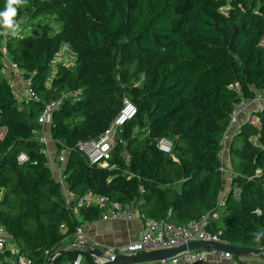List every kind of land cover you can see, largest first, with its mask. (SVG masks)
Returning a JSON list of instances; mask_svg holds the SVG:
<instances>
[{
	"label": "trees",
	"instance_id": "trees-1",
	"mask_svg": "<svg viewBox=\"0 0 264 264\" xmlns=\"http://www.w3.org/2000/svg\"><path fill=\"white\" fill-rule=\"evenodd\" d=\"M6 4L0 0V11ZM49 16L60 21L58 31ZM14 19L16 35L0 26L5 46L37 97L19 98L0 57V226L18 247L7 246L0 264L21 257L47 264L75 243L77 228L107 210L79 205L87 194L138 204L177 225L211 212L208 229L222 241L264 248V237L255 239L264 231V106L230 140L233 173L220 202L221 141L233 106L264 93V0H27ZM64 43L77 56L53 66ZM126 98L135 117L119 130L109 165L91 163L79 142L100 137ZM55 100L61 105L47 133L57 154L66 151L64 183L77 196L69 205L39 139V118ZM163 137L173 140L172 154L159 149ZM79 252L52 264H69ZM84 254L85 264H98Z\"/></svg>",
	"mask_w": 264,
	"mask_h": 264
},
{
	"label": "built area",
	"instance_id": "built-area-1",
	"mask_svg": "<svg viewBox=\"0 0 264 264\" xmlns=\"http://www.w3.org/2000/svg\"><path fill=\"white\" fill-rule=\"evenodd\" d=\"M5 32L0 28V37L3 36L2 39L3 46L1 47V55L2 60L4 61L3 72L9 78V74L16 75L20 78L22 84V98L29 100L31 98H36V94L31 88V81L24 77L23 70L17 65V63L13 62L9 58L8 49L5 46ZM253 100H241L236 102L233 106V109L230 114V121L228 128L224 134V137L221 141L222 148L220 150V155L223 161L222 170L224 172L225 179L227 180L225 189L221 193L220 202L223 203V200L229 189V180L233 171L230 167L226 166L225 156L227 152L228 146V136L230 134V130L235 122H237L240 116H247L249 118V114L251 111L250 102ZM260 101V100H259ZM261 104V103H260ZM61 100H55L47 104L45 110L42 112L39 121L43 124V128L41 130L39 139L46 144V147L43 149L49 157V162L51 166L56 168L58 173V177L60 181L63 183L64 192L67 198V204L69 205L72 200L77 198V196L73 195L69 190L66 183H64V176L62 174L63 166L59 164H55V160L52 156L51 150L48 147V143L50 142L49 136L47 134V126L51 123L52 113L53 111L60 107ZM263 106L260 105L259 108ZM137 113L136 105L128 98L124 101V106L121 109L120 113L114 119L112 124L108 129L98 138L90 139L87 141L79 142V149L85 153L88 160L91 163H97L101 166H108L109 161L112 158L113 149L117 144L118 140V132L119 130L131 119L135 117ZM159 149L167 154L173 153V140L169 137H163L158 141ZM62 159L66 160V155L64 153L61 154ZM29 160V156L26 152H21L18 156L19 163H25ZM239 190H237V194ZM79 205L85 204H95L101 207L107 206V210L103 215L99 218V220H111L121 218L126 221H131L134 219H139L143 223V229L139 234V237L135 241L128 242L126 245L117 248L115 246H105L104 248L99 247L97 241L93 238L84 237L83 226L77 228L75 232V243L73 246H78L80 248H100L108 258H112L118 254H138L144 251L151 250H159V249H168L173 247H179L181 245L189 244L191 242L197 241H211V242H222L218 234L210 231L208 229L210 220L213 216V213L209 212L202 216L199 219H194L189 221L187 224L177 225L167 218L164 219H155L146 216L139 209L138 204L132 205H124L117 201H110L109 198L105 196H94L92 194H87L84 197H81L78 201ZM98 221V220H96ZM64 228V226H62ZM7 246L15 253H18V247L10 241V237L6 233V230L0 226V255L6 252ZM72 246V247H73ZM67 249V248H65ZM58 254L53 257L52 262L56 258ZM94 257V260L98 264H105L109 259L99 257L95 254H91ZM210 256L212 258H218V264H226L231 260H238L237 256H235L230 251H208L205 249H197V250H186L183 251L173 257H169L166 259L160 260H151L145 262L144 264H206L209 261ZM51 257V255H50ZM48 258V260L50 259ZM86 256L84 252H79L75 259L69 264H85ZM183 262V263H181ZM225 262V263H222ZM21 264L28 263V260L25 257L20 258Z\"/></svg>",
	"mask_w": 264,
	"mask_h": 264
},
{
	"label": "water",
	"instance_id": "water-1",
	"mask_svg": "<svg viewBox=\"0 0 264 264\" xmlns=\"http://www.w3.org/2000/svg\"><path fill=\"white\" fill-rule=\"evenodd\" d=\"M197 250V249H205L208 251H230L235 256H249L253 254H261L264 253V248H251V247H243L237 246L229 243L222 242H211V241H197L191 242L189 244L181 245L179 247H173L168 249H159V250H151L144 251L138 254L128 255V254H118L112 258H108V256L99 248H80L78 246H73L69 249H59L51 254L50 259L47 264H52L53 257L56 254H66L69 251H83L88 254H95L102 258L109 259L105 264H144L145 262L151 260H160L166 259L169 257H173L183 251L186 250Z\"/></svg>",
	"mask_w": 264,
	"mask_h": 264
},
{
	"label": "crops",
	"instance_id": "crops-1",
	"mask_svg": "<svg viewBox=\"0 0 264 264\" xmlns=\"http://www.w3.org/2000/svg\"><path fill=\"white\" fill-rule=\"evenodd\" d=\"M15 80L17 79L13 77L11 81L12 86L14 87L16 85L17 86L19 85L20 88L21 83L19 81L14 82ZM21 90L23 91L22 87L20 88V91ZM22 91H21V95H22ZM259 100H260L258 103L259 105H261L260 103L264 104L263 97H260ZM247 119H248L247 116H240L237 122L233 124L230 130V135L233 136V134L240 127V125ZM230 140L231 139L228 140V144L230 143ZM56 155L54 156L55 158ZM226 155H227L226 157L230 162L229 149H227ZM142 229H143V223L139 219H134L131 221H126L121 218L111 219V220H98L83 225L84 237L93 238L95 241H97L98 246L102 248H104L105 246H115L117 248H120L121 246L126 245L128 242L135 241L138 239ZM72 246L73 244L67 245V249L68 247H72Z\"/></svg>",
	"mask_w": 264,
	"mask_h": 264
},
{
	"label": "rangeland",
	"instance_id": "rangeland-1",
	"mask_svg": "<svg viewBox=\"0 0 264 264\" xmlns=\"http://www.w3.org/2000/svg\"><path fill=\"white\" fill-rule=\"evenodd\" d=\"M44 18V17H43ZM46 20V19H45ZM44 20V21H45ZM47 22H50L51 24H52V32H56V31H58L59 29H60V21L59 20H57L56 19V17H54V16H49V17H47V20H46ZM31 22H33V23H38L39 22V20H31ZM3 46V44H2V41L0 40V54H1V47ZM76 56H77V53L73 50V48L68 44V43H64L63 45H62V47H61V50H60V52L55 56V59H54V61H53V66L57 63V62H59V61H63V62H66V63H71L75 58H76ZM0 57H2V55H0ZM2 59V58H1ZM16 78L17 80H15L14 82H16V81H19L20 83H21V80H20V78L18 77V76H16V75H12V74H9V79H10V81H12V78ZM21 87H22V84H21ZM20 87V88H21ZM20 88H19V85L17 86H14V89H15V91L17 92V94H18V96H19V98L20 99H22V97H21V91H20ZM260 97H263L264 98V93H262V95L261 94H258V96H257V98L255 99V100H253V101H251L250 102V104H251V111H250V114H249V118H250V116L252 115V111L254 110V109H256V107H259L260 105L258 104L259 103V98ZM264 101V100H263ZM258 104V105H257ZM257 105V106H256ZM261 105L262 106H264V104H262L261 103ZM256 106V107H255ZM248 118V119H249ZM48 134V133H47ZM232 138V136L229 134V136H228V138H227V140H229V139H231ZM48 145H49V147H50V150H51V153H52V156H53V158H54V160H55V164L56 165H60V166H63V164H64V162H65V160H63L62 159V156H61V153L59 154H57V151H56V149H57V145H56V143H55V141H50L49 143H48ZM227 148H229V144H228V146L226 147V149ZM65 155H66V151L65 152H63ZM57 154V155H56ZM56 155V158L54 157ZM227 156V155H226ZM225 156V161H226V166L227 167H230V165H229V160H228V158ZM228 160V161H227ZM54 170H55V175L58 177V173H57V171H56V168L54 167ZM59 178V177H58ZM240 258H241V261H239V260H231L230 262H227L226 264H244V262H248V261H253V260H257V263H260V262H264V258H253V259H249V256H240ZM217 260H218V258H212L211 256H210V258H209V261L206 263V264H218L217 263ZM260 261V262H259ZM181 263H183V262H181ZM222 263H225V262H222Z\"/></svg>",
	"mask_w": 264,
	"mask_h": 264
},
{
	"label": "clouds",
	"instance_id": "clouds-1",
	"mask_svg": "<svg viewBox=\"0 0 264 264\" xmlns=\"http://www.w3.org/2000/svg\"><path fill=\"white\" fill-rule=\"evenodd\" d=\"M26 2L27 0H7L5 10L0 11V26H2L6 32L10 30L12 35L17 34L19 25L14 18L17 16L18 7L23 6ZM262 237H264V231L255 233L257 243L260 242Z\"/></svg>",
	"mask_w": 264,
	"mask_h": 264
}]
</instances>
